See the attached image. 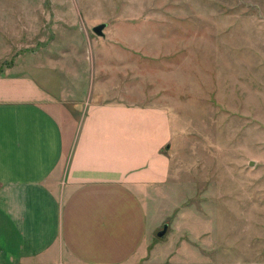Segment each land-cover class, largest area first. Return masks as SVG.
Listing matches in <instances>:
<instances>
[{
    "label": "rangeland",
    "instance_id": "1",
    "mask_svg": "<svg viewBox=\"0 0 264 264\" xmlns=\"http://www.w3.org/2000/svg\"><path fill=\"white\" fill-rule=\"evenodd\" d=\"M18 73L167 111L130 264H264V0H0V74Z\"/></svg>",
    "mask_w": 264,
    "mask_h": 264
},
{
    "label": "crops",
    "instance_id": "2",
    "mask_svg": "<svg viewBox=\"0 0 264 264\" xmlns=\"http://www.w3.org/2000/svg\"><path fill=\"white\" fill-rule=\"evenodd\" d=\"M50 83L0 74V264H130L141 195L167 175L168 113Z\"/></svg>",
    "mask_w": 264,
    "mask_h": 264
},
{
    "label": "water",
    "instance_id": "3",
    "mask_svg": "<svg viewBox=\"0 0 264 264\" xmlns=\"http://www.w3.org/2000/svg\"><path fill=\"white\" fill-rule=\"evenodd\" d=\"M106 23L104 22V21H100V22H97V23H95V24H93L92 26H91V30L96 34V35H99V36H104V32H103V30H102V28H103V26L105 25ZM168 144H166V146H167ZM249 163H251L250 162V160H249ZM166 222H163L162 223V225H161V228H159L158 230H156V235L157 236H161L163 233H164V231H165V229H166Z\"/></svg>",
    "mask_w": 264,
    "mask_h": 264
}]
</instances>
